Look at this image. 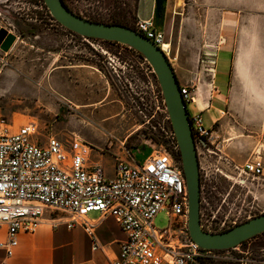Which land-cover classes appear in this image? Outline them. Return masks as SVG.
Returning <instances> with one entry per match:
<instances>
[{"label":"rangeland","instance_id":"obj_1","mask_svg":"<svg viewBox=\"0 0 264 264\" xmlns=\"http://www.w3.org/2000/svg\"><path fill=\"white\" fill-rule=\"evenodd\" d=\"M138 1L66 0L81 17L102 23L118 21L135 29L141 20ZM169 5L164 24L148 20L166 33L163 50L170 51L167 56L174 69L176 66L180 70L184 60L197 55L207 42L229 46L238 67L246 56H264V0H169ZM49 13L41 0H0V28L14 36L8 50L0 47V117L15 128L35 124V137L41 145L55 136L68 146L78 141L107 153L121 150L125 142L138 162L161 144H169L173 127L151 65L121 44L104 45L99 40L81 43V38L52 20ZM74 45L85 47L81 55L84 61L104 69L110 63L106 46L114 53V103L107 106L111 114H117L104 125L98 119L100 105L83 102L75 106L49 86L51 68L55 63L69 62L72 57L68 51ZM65 55L67 59L55 61ZM16 81L23 83L22 90L16 87ZM248 87L264 90V74L254 72L242 78L206 153L213 178L202 196L201 210L212 233L225 232L264 214V174L241 175L236 169L258 157L264 166V93H243ZM77 91L85 99L86 88ZM187 107L189 114H194V107ZM203 123L206 129L213 128L206 120ZM108 161L105 170L112 176V160ZM169 224L166 212L154 220L158 230ZM197 264H264V237L224 253H207Z\"/></svg>","mask_w":264,"mask_h":264},{"label":"built area","instance_id":"obj_2","mask_svg":"<svg viewBox=\"0 0 264 264\" xmlns=\"http://www.w3.org/2000/svg\"><path fill=\"white\" fill-rule=\"evenodd\" d=\"M136 31L163 50L166 33L157 29L152 20H139ZM109 60L113 65L110 55ZM181 93L187 106L194 102L189 86H181ZM155 99L158 102L157 95ZM190 122L199 159L202 199L213 178L206 153L216 131L204 127L200 113L190 117ZM35 135V124L15 128L0 117V227H7V241L0 243V248L9 256L21 234L38 230L47 211L67 214L71 217L70 228L80 225L90 232L91 212L113 218L124 239L119 242V255L112 264H197L210 253L189 234V196L174 130L168 135L169 144L153 149L141 162L136 161L125 143L119 155L100 153L111 157L112 176L107 175L103 162L93 161L92 147L78 141L68 146L55 136L41 145ZM236 169L241 175L264 174L259 157ZM161 212L167 213L170 224L158 230L154 220ZM203 217L201 210V227L211 232Z\"/></svg>","mask_w":264,"mask_h":264},{"label":"crops","instance_id":"obj_3","mask_svg":"<svg viewBox=\"0 0 264 264\" xmlns=\"http://www.w3.org/2000/svg\"><path fill=\"white\" fill-rule=\"evenodd\" d=\"M156 5L157 0H139L137 5L139 19H155L156 24L161 22L164 13L168 12L169 0L160 3L158 7ZM162 24H164L163 21ZM80 42L86 43L82 39ZM103 43L114 45L113 42ZM106 47L108 50L106 55L113 57L111 48ZM85 50V47L81 45L70 47L68 55H71L72 59L61 65H56L57 63L53 65L55 67L51 68L48 77L49 86L75 106L83 102L100 105L98 119L104 125L114 120L117 114L116 112L111 114L107 106V103H114V99L111 100L113 98L111 78L114 80L112 68L114 65L110 66L108 63L107 68L104 69L96 63L84 61L81 55L85 53ZM59 58L55 61L67 59V56H59ZM175 72L180 85L191 88L194 98L191 105L195 112L190 114V117L200 113L203 122L206 120L213 125L212 129H215L226 117L227 103L242 78L247 79V75L254 72L264 74V56H246L238 67L237 57H234L229 46L207 42L200 47L197 55L184 60L180 70L175 66ZM15 84L20 90L24 87L20 81H16ZM83 87L87 90L85 99L77 91L78 88ZM243 93L263 94L264 90L252 91L248 87ZM123 143L125 142L121 143V150H110L108 153L119 155L122 152ZM92 149L94 150L93 161H101L106 165L111 159L108 155L104 157L100 155L104 152L101 147H92ZM88 220L93 226L91 232L80 225L70 228L71 217L67 214L47 211L42 216L41 225L34 234L19 236L18 245L13 248L11 256L4 248H0V264H112L119 255V242L124 239L122 230L113 218L104 217L100 212H91ZM6 241L7 227L2 226L0 227V243Z\"/></svg>","mask_w":264,"mask_h":264},{"label":"water","instance_id":"obj_4","mask_svg":"<svg viewBox=\"0 0 264 264\" xmlns=\"http://www.w3.org/2000/svg\"><path fill=\"white\" fill-rule=\"evenodd\" d=\"M51 16L65 29L87 39L117 42L134 49L153 68L166 103L170 121L179 145L189 196L188 230L191 239L206 251H229L264 233V214L222 233H211L201 227V177L199 159L187 104L167 54L152 40L123 25L88 20L76 14L64 0H44ZM14 36L0 28V47L8 50ZM205 144V142H203Z\"/></svg>","mask_w":264,"mask_h":264},{"label":"trees","instance_id":"obj_5","mask_svg":"<svg viewBox=\"0 0 264 264\" xmlns=\"http://www.w3.org/2000/svg\"><path fill=\"white\" fill-rule=\"evenodd\" d=\"M41 1H42V3H43L44 7L46 8L47 12L49 13L48 8H47V6L45 5L44 0H41ZM64 1L66 2V0H64ZM162 2L164 3V2H166V0H157V5H156V6L158 7L159 4L162 3ZM66 4H67V2H66ZM67 5H68V4H67ZM49 16H50V18H51L52 20L55 21V19L51 16L50 13H49ZM88 20H90V19H88ZM91 21H94V20H91ZM55 22H56V21H55ZM95 22H98V21H95ZM57 23H58V22H57ZM100 23H102V22H100ZM58 24H59V23H58ZM106 24L123 25V26H127V27H129V28H132V29L136 30L135 27L130 26V25H127V24L122 23V22H118V21H116V22H114V23H106ZM59 25H60V24H59ZM68 31H69V30H68ZM69 32H70L71 34L77 36V37H81V36H79V35H77V34L71 32V31H69ZM92 40H95V39H92ZM99 41H101V40H99ZM104 42H105V41H104ZM106 42H107V41H106ZM113 43L119 44V43H117V42H113ZM124 47H125V46H124ZM126 48H128V49H130V50H132V51L135 52L134 49H131V48H129V47H126ZM139 55H140V54H139ZM140 57L142 58L141 55H140ZM180 157H181V155L179 154V159H180ZM180 160H181V159H180ZM181 161H182V160H181ZM260 237H264V233L261 234V235H258V236H256V237H254V238L251 239V240H254V239H257V238H260ZM251 240H249V241H251ZM249 241L243 242L242 245L245 244V243H247V242H249ZM212 252H215V253H224V252H226V251H222V252L212 251Z\"/></svg>","mask_w":264,"mask_h":264},{"label":"bare ground","instance_id":"obj_6","mask_svg":"<svg viewBox=\"0 0 264 264\" xmlns=\"http://www.w3.org/2000/svg\"><path fill=\"white\" fill-rule=\"evenodd\" d=\"M165 43H166V42H165ZM165 43H164V45H165ZM166 52H167L168 54H170V51L167 50Z\"/></svg>","mask_w":264,"mask_h":264}]
</instances>
